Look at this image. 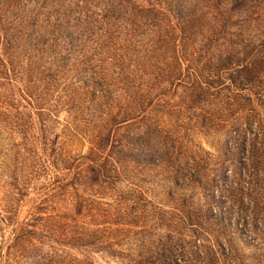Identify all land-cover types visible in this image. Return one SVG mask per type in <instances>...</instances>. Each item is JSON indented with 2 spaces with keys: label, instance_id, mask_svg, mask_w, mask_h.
Returning <instances> with one entry per match:
<instances>
[{
  "label": "rangeland",
  "instance_id": "rangeland-1",
  "mask_svg": "<svg viewBox=\"0 0 264 264\" xmlns=\"http://www.w3.org/2000/svg\"><path fill=\"white\" fill-rule=\"evenodd\" d=\"M64 1L0 0V264L195 258L213 245L208 203L238 205L218 190L233 181V131L247 127L241 99L264 123V93L227 89L235 72L221 61L264 32V0L235 4L227 23V0H135L109 23L120 0ZM91 4L84 31L58 27Z\"/></svg>",
  "mask_w": 264,
  "mask_h": 264
},
{
  "label": "trees",
  "instance_id": "trees-1",
  "mask_svg": "<svg viewBox=\"0 0 264 264\" xmlns=\"http://www.w3.org/2000/svg\"><path fill=\"white\" fill-rule=\"evenodd\" d=\"M134 1L120 0L115 7L111 6L112 8L104 11L102 18L107 20L106 22L108 23L111 19L121 20L120 17H117L119 15L115 13L116 10L120 14L119 9H124V7L132 8ZM143 1L158 2L159 0ZM246 1L227 0L228 3L230 2L229 5H232V9L223 13L222 20L224 23L230 21V13L236 14L235 4L244 5ZM62 2L65 1L62 0ZM81 2L85 4L84 0ZM106 5L108 6V3ZM75 7H79L78 3ZM94 7L96 6L91 4V6L89 5L87 9L83 10L84 13L79 12L80 14H77V11L72 9L65 11L60 14L62 16L61 20H57L58 27H68L74 23V27L82 28L80 32L84 31L83 26L91 23L94 18V13L91 10ZM145 12V22H154L155 16L152 19L150 18L153 15L152 10H146ZM179 16L180 19H185L183 13ZM233 25H237V23L235 22ZM85 33L89 32L85 31ZM242 52H244V57L241 60L239 56H228L221 60L223 72L228 69L235 72L234 75H231L233 77L230 79L231 84L227 86V89L231 87L241 92L251 89L256 94H260V91L264 93V80L261 78L264 77V32L259 34V39L254 44L249 43L246 45ZM163 95L159 94L158 97ZM241 101L243 102V107L248 110L246 117L247 127L245 129L238 127L233 131V140L226 147L225 153L232 160L228 162L230 168H232L233 181L218 190L221 194L220 198L225 197V192L229 196L228 198L236 200L238 205L235 210L233 208V210L225 208L223 213L213 214L210 203H208L206 219L202 222V237L207 238L211 234L213 236V245H210L208 240L203 241L202 254L196 251L194 253L195 258H192V256L188 258L185 257V254H180V259L159 261L154 256H151L150 259H142L138 256L130 260V264H245L244 255H242L235 244L234 236L236 237V235L242 236L248 246L257 249L256 264H264V123L260 119L256 120L254 111L250 109L253 103L252 99H241ZM258 101L260 107L264 109V99H258ZM90 171L92 175L99 176L101 168L95 166ZM219 176L222 180L228 178L224 170ZM95 182H98V180H95ZM228 200L226 197L225 202ZM224 214H229L230 218L228 221L224 219ZM232 218L234 219L233 221ZM199 235L201 236V234ZM216 248L221 253L222 258H217ZM105 249L111 254H115L111 251V246H107ZM48 264H59V262H55V258H51L48 260ZM76 264L92 263L76 261Z\"/></svg>",
  "mask_w": 264,
  "mask_h": 264
}]
</instances>
